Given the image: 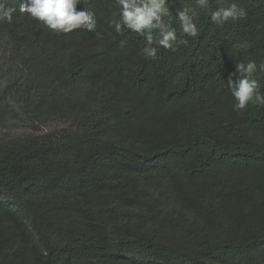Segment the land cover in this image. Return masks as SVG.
Returning a JSON list of instances; mask_svg holds the SVG:
<instances>
[{
	"label": "trees",
	"instance_id": "1",
	"mask_svg": "<svg viewBox=\"0 0 264 264\" xmlns=\"http://www.w3.org/2000/svg\"><path fill=\"white\" fill-rule=\"evenodd\" d=\"M233 3L246 18L217 25L167 0L177 42L154 30V59L115 0L77 5L94 32L0 22V264H264V105L227 87L248 61L264 86V0L209 7Z\"/></svg>",
	"mask_w": 264,
	"mask_h": 264
},
{
	"label": "clouds",
	"instance_id": "2",
	"mask_svg": "<svg viewBox=\"0 0 264 264\" xmlns=\"http://www.w3.org/2000/svg\"><path fill=\"white\" fill-rule=\"evenodd\" d=\"M81 0H19V9L9 6L8 0H0V22L11 23L14 13L19 11L27 14L29 18L42 23L44 27L55 33L68 34L74 30L83 29L94 32L97 28V20L94 13L87 9L77 10ZM197 3L210 14V19L217 25L232 20L246 18L247 11L233 3L226 8L210 10L209 0H197ZM167 0H115V6L119 9V20L110 22L119 35L124 31H130L146 37L147 44L143 49L146 57L154 59L157 48L151 46L152 32L159 30L158 46L165 50H174L177 42L175 28L163 23L162 17L167 15ZM177 18L181 30L191 38L199 36V29L188 9L178 10ZM126 41H120L123 46ZM238 78L233 81L231 75L227 81V87L234 99L235 111H244L250 103L264 105V92L258 79L254 78L257 65L254 61L235 64ZM264 71V66H261Z\"/></svg>",
	"mask_w": 264,
	"mask_h": 264
}]
</instances>
